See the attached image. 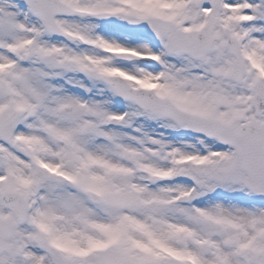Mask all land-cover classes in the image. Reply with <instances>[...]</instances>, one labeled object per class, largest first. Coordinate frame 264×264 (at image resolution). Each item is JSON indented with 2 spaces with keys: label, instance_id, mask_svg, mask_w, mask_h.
I'll return each mask as SVG.
<instances>
[{
  "label": "snow or ice",
  "instance_id": "obj_1",
  "mask_svg": "<svg viewBox=\"0 0 264 264\" xmlns=\"http://www.w3.org/2000/svg\"><path fill=\"white\" fill-rule=\"evenodd\" d=\"M0 264H264V0H0Z\"/></svg>",
  "mask_w": 264,
  "mask_h": 264
}]
</instances>
